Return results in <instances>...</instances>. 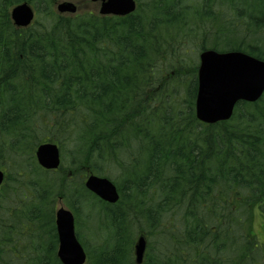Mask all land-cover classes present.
Masks as SVG:
<instances>
[{"label":"trees","instance_id":"16d2710c","mask_svg":"<svg viewBox=\"0 0 264 264\" xmlns=\"http://www.w3.org/2000/svg\"><path fill=\"white\" fill-rule=\"evenodd\" d=\"M58 1L0 0V264H62L58 200L84 264H137L139 235L140 264H264L248 230L264 220V93L225 121L194 113L198 52L264 61V0H135L126 16L59 14ZM22 2L27 27L10 18ZM48 141L55 170L34 155ZM87 174L112 180L118 201L89 192Z\"/></svg>","mask_w":264,"mask_h":264},{"label":"water","instance_id":"95a60500","mask_svg":"<svg viewBox=\"0 0 264 264\" xmlns=\"http://www.w3.org/2000/svg\"><path fill=\"white\" fill-rule=\"evenodd\" d=\"M99 3L101 15L125 16L132 13L135 0H92ZM58 13H74L76 4L69 0L56 4ZM10 18L17 27H26L34 19V10L27 2L19 3L10 10ZM196 72L195 116L203 123L212 124L227 120L236 103L254 102L264 91V61L243 52H217L202 50L198 54ZM35 158L38 165L47 170L60 165L57 144L45 142L37 145ZM4 171L0 169V185ZM84 186L99 199L115 203L118 191L115 184L104 176L89 174ZM55 227L58 240L57 257L62 264H84L86 254L75 234L74 216L61 205L55 211ZM145 238L140 235L134 244V256L141 263L145 251Z\"/></svg>","mask_w":264,"mask_h":264},{"label":"rangeland","instance_id":"374dc122","mask_svg":"<svg viewBox=\"0 0 264 264\" xmlns=\"http://www.w3.org/2000/svg\"><path fill=\"white\" fill-rule=\"evenodd\" d=\"M70 1L75 2V4L77 5V12L79 13L84 12V11H91V12L97 13L98 8H99V3L93 2L92 0H70ZM55 10H56V7H55ZM189 53H192V52L190 50L187 52L188 58H189ZM198 54L199 52L197 53L196 60H195L197 65H198ZM87 175H85L84 180L87 177ZM2 204L3 205L0 207V210L4 212V215H1V216L3 218H7L9 216V210L7 209V206H6L7 204L6 202ZM61 205H64V204L62 203L61 200H58L56 203L55 211L57 208L61 207ZM85 218L86 216L82 215L79 219L80 228L82 229V232L84 233L88 232L86 228L87 221L85 220ZM248 227H249L248 230H250L260 242L264 243V220L259 216V213L254 214V216L249 220ZM75 229H76V224H75Z\"/></svg>","mask_w":264,"mask_h":264},{"label":"bare ground","instance_id":"6f19581e","mask_svg":"<svg viewBox=\"0 0 264 264\" xmlns=\"http://www.w3.org/2000/svg\"><path fill=\"white\" fill-rule=\"evenodd\" d=\"M135 4H136V1H135ZM136 9V8H135ZM135 11V10H134Z\"/></svg>","mask_w":264,"mask_h":264}]
</instances>
